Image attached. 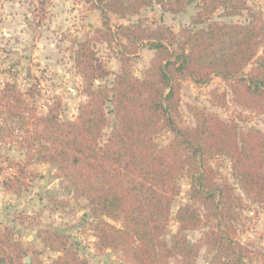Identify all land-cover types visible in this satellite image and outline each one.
<instances>
[{"label": "trees", "instance_id": "1", "mask_svg": "<svg viewBox=\"0 0 264 264\" xmlns=\"http://www.w3.org/2000/svg\"><path fill=\"white\" fill-rule=\"evenodd\" d=\"M82 1L99 10L105 27L94 29V39L110 42L119 38V71L109 84H94L108 72L98 62L90 40L80 41L74 66L82 77L86 99L78 105L77 115L68 120L59 117L58 100L42 115L28 109V120L23 94L5 84L0 104L7 120L16 118L17 142L25 156L52 165L56 176L87 201L97 248L120 252L124 264H196L203 247L208 264H246L250 252L235 237L239 216L235 209L243 198L228 182L216 181L209 160L226 157L237 188L264 208L262 133L255 128L239 130L236 121L192 104L187 110L193 125H177L175 117L181 81L203 85L212 76L226 82L234 103L264 114V18L251 12L245 0ZM36 3L44 15L48 0ZM154 4L169 13L193 5L191 24L202 26L183 27L177 34L165 24L150 28L141 21L111 29L108 13L126 18ZM219 10L227 16L243 10L249 14L244 22L211 20ZM141 47L151 50L152 56L142 77H136L129 57ZM249 64L252 66L245 71ZM210 102L226 106L225 92L211 90ZM14 129L8 128L11 134ZM165 130L171 137L161 146L155 137ZM184 169L190 177L188 199L177 208L178 228L167 241L164 234L171 219L170 205L179 194L175 181ZM3 185L13 193L22 190L19 178ZM202 226L206 227L202 237L190 244L185 232ZM37 235L58 255L49 263L36 258L31 264H88L68 245L66 235L47 228ZM26 255L12 229L0 226V264H25ZM259 259L264 264L263 252Z\"/></svg>", "mask_w": 264, "mask_h": 264}, {"label": "rangeland", "instance_id": "2", "mask_svg": "<svg viewBox=\"0 0 264 264\" xmlns=\"http://www.w3.org/2000/svg\"><path fill=\"white\" fill-rule=\"evenodd\" d=\"M37 0H0V90L5 84H11L23 94L25 115L30 120V110L34 115L44 114L48 107L59 101L58 113L62 120L73 119L77 115L78 105L86 99L83 92V80L74 66V56L80 41L90 40L95 56L108 72L98 77L94 84H109L120 68V48L117 40L104 42L94 39L95 28L105 30L99 10L92 9L82 0H48L44 15L39 12ZM251 12L264 18V0H245ZM195 6L191 5L180 13L162 11L156 4L143 8L138 15L121 18L108 13L109 25L115 31L119 24H132L141 21L150 28L167 25L174 33L180 28H199L192 25L191 16ZM248 11L227 16L222 10L215 12L211 20L219 22H244ZM261 53L259 49L258 54ZM152 51L141 47L136 55L129 57L130 70L136 77H142L148 66ZM252 64L247 65L245 71ZM211 90L225 92L226 106L219 107L210 102ZM11 104L15 105L13 101ZM196 105L224 120H234L239 130L259 129L264 140V114L234 103L229 86L218 76H212L203 85L190 80L181 81L180 104L177 125H193L192 115L187 105ZM0 104V226L12 229L27 251L29 264L33 259L49 263L58 255L45 247L37 235L40 229H52L68 237V245L77 250L79 256L88 264H124L121 253L114 249L97 248L93 218L87 207V201L68 187L65 180L56 176L54 167L38 160L35 156L28 159L18 144L19 130L16 118L7 120V112ZM110 123L112 114L107 115ZM32 120V119H31ZM14 127L11 134L8 128ZM109 127L103 131L104 139ZM171 133L162 131L155 137L159 145H165ZM215 172L217 182H228L235 193L242 196V204L235 210L238 220L235 222L236 240L249 250L246 264H260L259 253H264V208L260 203L245 198L237 188L231 175L229 160L218 156L209 160ZM19 178L22 190L13 193L5 190L4 183ZM179 194L170 205L171 219L164 234L170 240L178 224L175 220L177 208L187 201L190 177L182 170L176 179ZM201 208V207H200ZM206 227L187 230L190 244L202 237ZM24 258V263L25 259ZM209 257L205 248H201L195 263L208 264Z\"/></svg>", "mask_w": 264, "mask_h": 264}, {"label": "water", "instance_id": "3", "mask_svg": "<svg viewBox=\"0 0 264 264\" xmlns=\"http://www.w3.org/2000/svg\"><path fill=\"white\" fill-rule=\"evenodd\" d=\"M25 264H29V257H26Z\"/></svg>", "mask_w": 264, "mask_h": 264}]
</instances>
